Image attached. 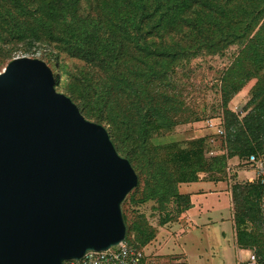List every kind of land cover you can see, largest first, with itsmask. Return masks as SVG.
<instances>
[{
	"label": "trees",
	"instance_id": "16d2710c",
	"mask_svg": "<svg viewBox=\"0 0 264 264\" xmlns=\"http://www.w3.org/2000/svg\"><path fill=\"white\" fill-rule=\"evenodd\" d=\"M20 42L22 48L17 47ZM39 42L55 49L58 71L59 51L84 63L86 70L71 74L62 91L84 119L107 126L115 152L136 174L133 190L142 178L140 196H130L132 203L177 205V184L195 181V173L211 164L200 156L180 158L177 153L186 147L178 142H147L152 134L188 121L171 75L181 61L201 52L216 54L244 43L219 79L224 154L212 160L264 158V0H0V62L19 57H14L16 51L22 54ZM52 76L56 86L58 74ZM249 77L255 78L252 96L238 118L225 105ZM188 144L197 148L199 140ZM230 190L236 248L253 250L258 264H264V216L259 207L264 183L257 178L233 182ZM122 219L124 240L140 249L152 232ZM132 230L138 245L127 239Z\"/></svg>",
	"mask_w": 264,
	"mask_h": 264
},
{
	"label": "water",
	"instance_id": "95a60500",
	"mask_svg": "<svg viewBox=\"0 0 264 264\" xmlns=\"http://www.w3.org/2000/svg\"><path fill=\"white\" fill-rule=\"evenodd\" d=\"M136 179L44 61L19 56L0 69V264H63L117 244Z\"/></svg>",
	"mask_w": 264,
	"mask_h": 264
},
{
	"label": "rangeland",
	"instance_id": "374dc122",
	"mask_svg": "<svg viewBox=\"0 0 264 264\" xmlns=\"http://www.w3.org/2000/svg\"><path fill=\"white\" fill-rule=\"evenodd\" d=\"M41 42L22 54L16 51L14 57L27 56L44 61L52 74H58L59 83L54 86L55 90L67 96L62 91V83L69 84L70 75L75 74L77 70H86V67L80 60L59 51L56 56L59 64L58 71L54 66L55 49ZM243 45L244 43L233 44L216 54L201 52L181 61L173 68L171 78L178 99L182 102V114L188 116V121L178 123L161 134H152L147 142L151 146L178 142L179 145L186 147L184 151L177 153L180 158L200 156L205 162L211 163L205 170L195 173L197 176L195 181L203 184L218 182L221 190L198 196V203L193 196L194 203L191 204V196L189 197L191 192L186 193V191H191L194 185L183 187L181 183H178L177 192L184 191V193H180L177 205L172 202L159 205L154 200L132 203L130 196L135 200L140 196L142 178H139L137 190L131 189L121 201L119 208L127 225L134 221L141 230L152 232V237L145 244L138 246L147 256L150 264H234L235 258L244 259L247 255L245 251L241 254L239 252L233 254L236 248V233L230 186L233 182L253 179V172L245 166L243 158L221 159L218 157L212 160L213 156L224 154V148L221 135L215 134L212 128L206 126L207 120L222 118L219 79ZM17 47L22 48L23 44L20 42ZM6 63L1 61L0 69ZM254 82V77L243 80L234 95L226 102V108L237 114L238 118L247 111ZM98 124L106 130L107 126L103 122ZM193 140H199L197 148L188 144ZM208 151L212 154L207 155ZM159 154L162 157L164 153L161 151ZM226 168L230 169L228 173ZM259 197H264V194ZM166 216H168L167 219H165ZM249 228L247 225V230ZM136 238H138L137 232L129 231L128 241L138 245Z\"/></svg>",
	"mask_w": 264,
	"mask_h": 264
},
{
	"label": "built area",
	"instance_id": "2783aa9c",
	"mask_svg": "<svg viewBox=\"0 0 264 264\" xmlns=\"http://www.w3.org/2000/svg\"><path fill=\"white\" fill-rule=\"evenodd\" d=\"M206 126L212 128L215 134H222L221 119L207 120ZM212 154L211 151L206 152ZM246 167L253 172V178H257L260 184L264 183V158H257L254 155H248L244 161ZM228 169V168H227ZM260 211L264 216V198L260 200ZM238 252L247 253L244 259H238L236 264H258V256L253 250L237 248ZM63 264H150L147 256L141 249L134 248L124 239L117 244L103 250H87L78 259H70Z\"/></svg>",
	"mask_w": 264,
	"mask_h": 264
},
{
	"label": "crops",
	"instance_id": "0c3cea01",
	"mask_svg": "<svg viewBox=\"0 0 264 264\" xmlns=\"http://www.w3.org/2000/svg\"><path fill=\"white\" fill-rule=\"evenodd\" d=\"M217 183L218 182H216V184H212V182L211 183L206 182V184H203L202 182L195 181V182H190V183H181V185H183V187H184V185H194L193 188L191 189V191H186V193H189V192H191L190 194L193 193L192 195L189 194V197L191 196L190 200L192 201L193 200L192 197L194 196V198H195L194 200L197 201V200H199L198 196H204L206 194H212V193H214L213 191L216 192V191L221 190L220 186ZM202 185H204V186H202ZM178 190H179V188H178ZM203 192H206V193H203ZM178 193L179 194L184 193V191L183 192L180 191ZM184 195H186V194H184ZM198 202L199 201H197V203ZM192 203H194V202L192 201L191 204ZM236 252H238L237 248L234 249L233 254H236ZM236 261H237V258H235L234 264H236Z\"/></svg>",
	"mask_w": 264,
	"mask_h": 264
}]
</instances>
